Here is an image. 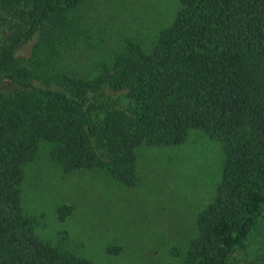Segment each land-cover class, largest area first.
Listing matches in <instances>:
<instances>
[{"label": "trees", "instance_id": "trees-1", "mask_svg": "<svg viewBox=\"0 0 264 264\" xmlns=\"http://www.w3.org/2000/svg\"><path fill=\"white\" fill-rule=\"evenodd\" d=\"M83 1L0 0V264H92L38 238L23 210V167L42 143L64 172L133 186L136 147L180 145L191 130L219 141L223 162L184 263L244 264L264 209V0H179L150 50L129 42L78 77L57 63L83 35Z\"/></svg>", "mask_w": 264, "mask_h": 264}, {"label": "rangeland", "instance_id": "rangeland-1", "mask_svg": "<svg viewBox=\"0 0 264 264\" xmlns=\"http://www.w3.org/2000/svg\"><path fill=\"white\" fill-rule=\"evenodd\" d=\"M179 0H85L78 9L83 35L65 47L58 67L89 77L129 42L150 50L170 25ZM30 44L19 55H29ZM42 143L23 167L22 207L35 216L34 234L92 264H185L197 234L198 212L214 197L223 151L198 130L176 146L135 148L136 182L126 186L101 169L64 172ZM72 212L58 219L57 209ZM244 264L264 259V209L240 249Z\"/></svg>", "mask_w": 264, "mask_h": 264}]
</instances>
